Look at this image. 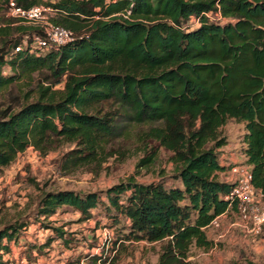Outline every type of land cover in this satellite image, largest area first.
<instances>
[{
    "label": "trees",
    "instance_id": "obj_1",
    "mask_svg": "<svg viewBox=\"0 0 264 264\" xmlns=\"http://www.w3.org/2000/svg\"><path fill=\"white\" fill-rule=\"evenodd\" d=\"M11 3L51 7L74 40L32 49L41 31L8 17ZM232 120L245 126L242 151L264 194V0H0V172L30 148L46 156L65 144V169L100 166L132 125L155 143L139 167L170 154L168 181L43 195L40 217L68 207L117 227L118 240L91 258L115 264L126 242H146L160 245L157 264H192L193 248L212 249L213 221L237 212L235 184L221 179ZM24 227L0 230V264H11L4 255Z\"/></svg>",
    "mask_w": 264,
    "mask_h": 264
},
{
    "label": "rangeland",
    "instance_id": "obj_2",
    "mask_svg": "<svg viewBox=\"0 0 264 264\" xmlns=\"http://www.w3.org/2000/svg\"><path fill=\"white\" fill-rule=\"evenodd\" d=\"M14 94L19 95V89L15 88ZM146 129L132 125L130 138L111 146L113 156L100 166L65 169V156L74 149L65 144L46 156L30 148L4 168L0 172V230L8 225H25L18 239L10 244L12 253L4 255L5 260L11 264H104L91 257L104 255L102 248L118 240V229L111 227V221L102 214H97L95 220L81 221L80 213L68 207L46 219L40 217L39 203L46 193L101 192L131 177L141 184L170 180L174 167L169 162L170 154L164 150L158 151L151 165L139 167L155 144L139 137ZM245 133L244 124L234 120L222 129L228 145L220 150L221 161L232 172L221 175L224 181L235 183L236 170H249L242 151ZM219 221L220 229H208L213 248H193L189 258L192 264H264V232L258 236L249 233L234 215ZM53 228L66 232L65 238H57ZM159 250L160 245L126 242L115 264H157Z\"/></svg>",
    "mask_w": 264,
    "mask_h": 264
},
{
    "label": "built area",
    "instance_id": "obj_3",
    "mask_svg": "<svg viewBox=\"0 0 264 264\" xmlns=\"http://www.w3.org/2000/svg\"><path fill=\"white\" fill-rule=\"evenodd\" d=\"M52 12V8L45 5L23 10L11 3L7 15L38 28L41 32L34 35L31 48L48 52L74 40L72 31L57 26L51 21ZM20 49L18 48L16 52ZM236 172L238 178L228 199L237 204L235 216L241 221L242 227L255 236L261 235L264 232V194L254 187L251 170L241 172L236 170ZM219 219L214 220L210 227L220 229Z\"/></svg>",
    "mask_w": 264,
    "mask_h": 264
},
{
    "label": "crops",
    "instance_id": "obj_4",
    "mask_svg": "<svg viewBox=\"0 0 264 264\" xmlns=\"http://www.w3.org/2000/svg\"><path fill=\"white\" fill-rule=\"evenodd\" d=\"M243 159H244V161H246L247 159L245 158V155L243 154ZM222 165H224V164H222ZM224 166H226V165H224ZM246 167L249 169V170H251L252 168L250 167V166H248V165H246ZM228 173V175H230L231 173H229L228 172V170H226L224 173H222L221 175H225V174H227ZM228 182H231L230 180H228ZM232 215H234L235 216V213H229V214H226V215H223L222 217H220V219H227V218H230V216H232ZM207 233H208V231H207Z\"/></svg>",
    "mask_w": 264,
    "mask_h": 264
}]
</instances>
